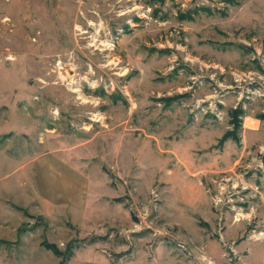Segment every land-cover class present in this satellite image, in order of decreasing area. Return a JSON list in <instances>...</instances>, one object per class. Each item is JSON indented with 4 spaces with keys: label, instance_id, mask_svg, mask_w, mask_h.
Segmentation results:
<instances>
[{
    "label": "rangeland",
    "instance_id": "374dc122",
    "mask_svg": "<svg viewBox=\"0 0 264 264\" xmlns=\"http://www.w3.org/2000/svg\"><path fill=\"white\" fill-rule=\"evenodd\" d=\"M140 263L264 264V0H0V264Z\"/></svg>",
    "mask_w": 264,
    "mask_h": 264
},
{
    "label": "bare ground",
    "instance_id": "6f19581e",
    "mask_svg": "<svg viewBox=\"0 0 264 264\" xmlns=\"http://www.w3.org/2000/svg\"><path fill=\"white\" fill-rule=\"evenodd\" d=\"M72 92H75L76 93V92H78V90L74 89Z\"/></svg>",
    "mask_w": 264,
    "mask_h": 264
},
{
    "label": "built area",
    "instance_id": "2783aa9c",
    "mask_svg": "<svg viewBox=\"0 0 264 264\" xmlns=\"http://www.w3.org/2000/svg\"><path fill=\"white\" fill-rule=\"evenodd\" d=\"M8 59H11V58H8Z\"/></svg>",
    "mask_w": 264,
    "mask_h": 264
},
{
    "label": "crops",
    "instance_id": "0c3cea01",
    "mask_svg": "<svg viewBox=\"0 0 264 264\" xmlns=\"http://www.w3.org/2000/svg\"><path fill=\"white\" fill-rule=\"evenodd\" d=\"M141 264V263H140Z\"/></svg>",
    "mask_w": 264,
    "mask_h": 264
}]
</instances>
